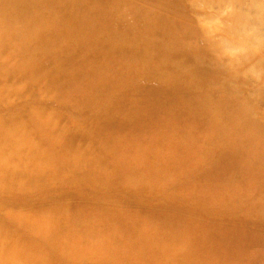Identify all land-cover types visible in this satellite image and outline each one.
Wrapping results in <instances>:
<instances>
[{
    "label": "rangeland",
    "instance_id": "rangeland-1",
    "mask_svg": "<svg viewBox=\"0 0 264 264\" xmlns=\"http://www.w3.org/2000/svg\"><path fill=\"white\" fill-rule=\"evenodd\" d=\"M105 1L0 0V264H264V0Z\"/></svg>",
    "mask_w": 264,
    "mask_h": 264
},
{
    "label": "bare ground",
    "instance_id": "bare-ground-1",
    "mask_svg": "<svg viewBox=\"0 0 264 264\" xmlns=\"http://www.w3.org/2000/svg\"><path fill=\"white\" fill-rule=\"evenodd\" d=\"M107 1V0H106ZM105 1V2H106ZM84 2V1H83ZM104 2V1H103ZM106 4V3H105ZM122 7V6H121ZM71 9V8H70ZM72 11V10H71ZM82 18H84L85 20H98V19H92V18H88V16H81ZM99 20H102V19H99ZM108 23V22H107ZM120 29V28H119ZM108 35L109 36H113L114 35V37H112L111 38V43H110V46L111 45H113V47H114V49H116L117 50V52H122V50H124L123 52L125 53V54H128L129 56L131 55L132 57H133V59H135V58H139V60H131V61H134V64H133V66H137V67H140L141 69V72H139V74L140 75H142V77H144V78H146V79H148L149 80V78H148V75H146V72H147V68H149V69H152V68H154V66H152L151 64H155V59L153 60V59H149L148 58V56H146L145 54H144V52H140L139 54H137V55H133V54H131V52H133V51H131L130 52V46L129 45H127V44H125V43H122L120 40H117V39H115V40H113V38H115V37H117L116 35H118V34H122V33H120L119 31H117V29L115 30V29H109L108 28ZM142 31V30H141ZM93 32V31H92ZM96 32V31H95ZM147 34V33H146ZM150 34V33H149ZM95 35V34H94ZM101 36V35H100ZM143 36V35H142ZM96 37H98V36H96ZM78 38V37H77ZM145 39H150V40H152V39H154L153 37H150V38H146V35H145ZM72 40V39H71ZM143 40V39H142ZM59 43V42H58ZM57 43V44H58ZM101 43V42H100ZM78 44V43H77ZM129 44V43H128ZM76 45V44H75ZM128 46V48H127V46ZM161 45V44H160ZM150 46H152V45H150ZM50 47V46H49ZM105 47V46H104ZM133 48V47H132ZM155 48V47H154ZM158 48V47H157ZM105 49H106V47H105ZM114 49H110V48H107V50H105L106 52H103L100 56L99 55H92V54H90L91 56L88 58V59H86L85 60V63L88 65L87 67H89V68H91L92 70H98V71H100V73L102 74V76L103 77H105V78H107L109 81H107V80H105V78H104V80L105 81H102L103 83H107L108 82V85L109 86H111V87H116V86H118L120 83H121V81H123V78H117V79H114L113 81H110L111 80V78H110V76H112V74H113V71H112V69H114V66H113V64L112 63H110L109 61H108V55L110 54V53H112V52H115L114 51ZM103 50V49H102ZM119 50V51H118ZM121 50V51H120ZM133 50H134V52L136 51V49L135 48H133ZM96 51V50H95ZM101 51V50H100ZM88 52V51H87ZM110 52V53H109ZM150 52H151V50H150ZM93 53V52H92ZM106 53V54H105ZM64 54V53H63ZM151 54H153V52L151 53ZM55 55V54H54ZM141 55V56H140ZM89 56V55H88ZM60 57V56H59ZM158 58H160V57H158ZM160 60V59H159ZM66 61H68V60H66ZM48 62V61H47ZM157 63H159V61H157ZM126 65L127 64H123V63H121V64H119V66H118V68H120V69H125V67H126ZM156 67L157 68H159L160 69V67L159 66H157L156 65ZM117 68V69H118ZM59 76V75H58ZM123 77V76H122ZM59 78V77H58ZM75 78H77V77H75ZM113 78V77H112ZM78 81V80H77ZM118 81V82H117ZM84 82V81H83ZM80 83H81V80H80ZM158 83H167V81H166V79H162V80H159V82ZM81 85V84H80ZM63 86V85H62ZM65 87V86H64ZM143 92V91H142ZM134 94V93H133ZM132 94V95H133ZM139 94V93H138ZM142 94V93H141ZM140 94V95H141ZM127 95V94H126ZM131 95V96H132ZM136 96H137V92H136V94H135ZM128 96H129V94H128ZM128 96H127V98H128ZM126 97V96H125ZM126 98V99H127ZM145 98V97H144ZM122 99V98H121ZM124 99V98H123ZM137 99V98H136ZM143 100V99H142ZM122 101H126V100H122ZM141 101V100H140ZM139 101V102H140ZM129 105V104H128ZM131 106V105H130ZM205 106V105H204ZM116 107V106H115ZM205 107H207V106H205ZM107 108V107H106ZM134 109H135V107H133ZM111 109H113L112 107H111ZM138 110V109H137ZM155 110V109H154ZM209 110V109H208ZM131 112H132V110H130ZM108 112H110V111H108ZM134 112V111H133ZM112 115V114H111ZM121 115V114H120ZM108 116V115H107ZM131 116V115H130ZM109 117H110V115H109ZM132 121V120H131ZM135 121V120H134ZM138 121V120H137ZM175 122H176V120H175ZM122 123V122H121ZM132 124L133 123H136V122H131ZM115 124H117V123H115ZM136 125V124H135ZM175 125V124H174ZM131 126V125H130ZM136 127V126H135ZM138 127V126H137ZM136 127V128H137ZM263 126H260L259 128H258V134H260V135H264V128H262ZM116 128V127H115ZM96 129V128H95ZM126 131V130H125ZM110 133V132H109ZM108 133V134H109ZM106 135V134H105ZM212 183V182H211ZM205 186V185H204ZM190 187V186H189ZM220 191H221V189H220ZM218 193V192H217ZM220 193V192H219ZM198 197V196H197ZM224 197V196H223ZM204 198V197H203ZM227 203V202H226ZM188 212V211H187ZM217 221V220H216ZM179 223V222H178ZM213 223V222H212ZM205 224V223H204ZM209 227V226H208Z\"/></svg>",
    "mask_w": 264,
    "mask_h": 264
}]
</instances>
